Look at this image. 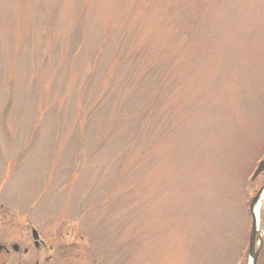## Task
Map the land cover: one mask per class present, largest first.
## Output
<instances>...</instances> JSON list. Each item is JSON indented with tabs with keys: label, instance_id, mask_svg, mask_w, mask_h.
Masks as SVG:
<instances>
[{
	"label": "rangeland",
	"instance_id": "374dc122",
	"mask_svg": "<svg viewBox=\"0 0 264 264\" xmlns=\"http://www.w3.org/2000/svg\"><path fill=\"white\" fill-rule=\"evenodd\" d=\"M263 142L264 0H0V203L107 264H234Z\"/></svg>",
	"mask_w": 264,
	"mask_h": 264
},
{
	"label": "flooded vegetation",
	"instance_id": "af4514ba",
	"mask_svg": "<svg viewBox=\"0 0 264 264\" xmlns=\"http://www.w3.org/2000/svg\"><path fill=\"white\" fill-rule=\"evenodd\" d=\"M258 147L261 156L242 189L246 227L234 264H264V168L253 176L264 160V142ZM25 207L28 211L0 203V264H107L106 255L78 244L76 238L81 242L84 234L76 235L77 222H69L68 216L39 215V205Z\"/></svg>",
	"mask_w": 264,
	"mask_h": 264
}]
</instances>
